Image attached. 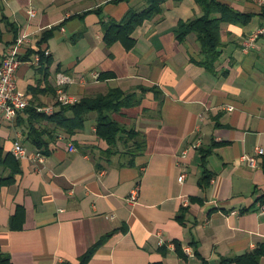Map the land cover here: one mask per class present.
<instances>
[{"label": "crops", "instance_id": "crops-1", "mask_svg": "<svg viewBox=\"0 0 264 264\" xmlns=\"http://www.w3.org/2000/svg\"><path fill=\"white\" fill-rule=\"evenodd\" d=\"M217 1L251 18L221 24L222 53L211 71L201 64L197 36L180 42L176 35L180 22L205 14L196 0H167L134 30L131 49L108 45L105 30L146 0H0V59L29 34L17 84L30 97L27 111L0 122V151L13 156L19 141L29 155L45 156L43 164L17 160L14 182L0 184V247L12 264H80L92 248L87 264H251L246 257L264 247V156L256 168L244 157L264 149V38L248 54L242 42L264 26V8ZM38 50L50 52L40 66L28 52ZM59 73L75 78L69 92L80 100L121 90L141 101L114 114L146 139L132 165L122 141L118 154L105 157L95 113L73 136L32 116L38 107L61 110ZM32 128L43 132L44 150L31 142ZM204 166L212 174L206 190ZM8 174L0 165V180ZM159 233L180 249L160 246ZM189 246L193 257L183 251Z\"/></svg>", "mask_w": 264, "mask_h": 264}, {"label": "trees", "instance_id": "trees-1", "mask_svg": "<svg viewBox=\"0 0 264 264\" xmlns=\"http://www.w3.org/2000/svg\"><path fill=\"white\" fill-rule=\"evenodd\" d=\"M167 0H146L147 6L142 11L130 10L125 19L121 22H111L105 30V40L108 45L118 41L122 42L126 49H131L134 40L131 38L134 30L141 26L146 20L160 15ZM182 1V0H176ZM204 10V15L200 18L188 22H180L176 32L180 42L185 41L191 34H195L201 46V64L206 69L214 71L222 53L221 24L224 22L234 24H246L248 14H242L233 10L230 6L222 4L217 0H196ZM219 16V17H217ZM1 41V32H0ZM42 56L43 63L45 50L28 51ZM22 60V59H21ZM23 61V60H22ZM141 104L134 96L126 95L121 90H111L105 95L95 98H84L73 106H61L59 112L51 116L33 111L32 116L39 119H46L55 124L69 136L75 135L83 130L90 114H96L97 136L108 145L105 152L106 158L118 154L119 142L128 148L127 156L132 157L130 164L146 147L145 137L136 130H128L124 125L114 118V114H120L125 108H132ZM29 109V108H28ZM27 109V110H28ZM26 110V111H27ZM31 142L40 150H44L46 142L43 140V132L32 128L29 133ZM133 142L130 150V143ZM0 165L8 166L10 174L0 180V184H11L15 180V175L20 172L19 162L10 154L3 156L0 151ZM205 172L200 181L202 188H208L211 172L204 166ZM264 171V166H263ZM181 220V217L179 218ZM177 249H180L178 242H175ZM95 248L90 249L80 261V264H87L92 258ZM264 256V247L257 249L246 257L251 264H258L260 258ZM242 264V260H238ZM0 264H12L11 258L4 253L0 247ZM204 264H208L204 261Z\"/></svg>", "mask_w": 264, "mask_h": 264}, {"label": "built area", "instance_id": "built-area-1", "mask_svg": "<svg viewBox=\"0 0 264 264\" xmlns=\"http://www.w3.org/2000/svg\"><path fill=\"white\" fill-rule=\"evenodd\" d=\"M6 2L7 0H2ZM253 3L261 8H264V0H252ZM28 15L30 18H35L37 12L34 8L29 9ZM264 38V26L257 28L253 33L248 35L243 39L242 50L244 53L248 54L252 50L257 48L260 39ZM29 44V34H24L18 39L16 45L12 47L8 53L0 59V122L1 121H14L18 116L24 113L30 107V97L23 91H20L17 84V72L22 65L21 54L25 52ZM50 52H45V57H48ZM42 62V56L37 54L33 58V64L40 66ZM92 76L97 81L100 79L101 75L99 72H93ZM75 83V78L66 73H59L55 78V90H56V105L60 106H73L80 102V99L69 92L70 87ZM230 111H234L233 107H229ZM37 112L51 116L55 113V106H45L38 107ZM13 156L16 160L21 161L28 158L33 159V161L43 164L45 162V156L42 153H36L31 156L28 150L22 145L21 142L17 141L13 147ZM70 151L76 152V148L73 144L70 145ZM264 156V149L257 148L256 155L245 156L244 159L250 164L251 167L256 168L259 166L260 159ZM186 179V175H182L179 181L183 183ZM141 186L136 185L135 188L130 192L128 197V202L132 205H136L140 200ZM187 203V202H186ZM186 204L185 206H187ZM261 213L264 214V206L261 209ZM233 215H239V212H233ZM160 237V246H168L171 248H176L175 242L166 241L161 233L158 235ZM183 251L189 257L194 256L193 249L189 247H184Z\"/></svg>", "mask_w": 264, "mask_h": 264}, {"label": "rangeland", "instance_id": "rangeland-1", "mask_svg": "<svg viewBox=\"0 0 264 264\" xmlns=\"http://www.w3.org/2000/svg\"><path fill=\"white\" fill-rule=\"evenodd\" d=\"M20 90V89H19ZM21 91V90H20Z\"/></svg>", "mask_w": 264, "mask_h": 264}]
</instances>
